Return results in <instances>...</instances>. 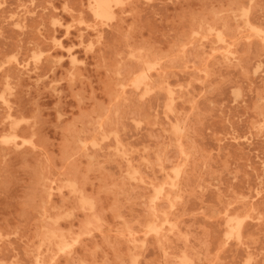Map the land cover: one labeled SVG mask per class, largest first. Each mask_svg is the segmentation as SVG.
I'll return each instance as SVG.
<instances>
[{
	"label": "rangeland",
	"instance_id": "obj_1",
	"mask_svg": "<svg viewBox=\"0 0 264 264\" xmlns=\"http://www.w3.org/2000/svg\"><path fill=\"white\" fill-rule=\"evenodd\" d=\"M0 264H264V0H0Z\"/></svg>",
	"mask_w": 264,
	"mask_h": 264
},
{
	"label": "bare ground",
	"instance_id": "obj_2",
	"mask_svg": "<svg viewBox=\"0 0 264 264\" xmlns=\"http://www.w3.org/2000/svg\"><path fill=\"white\" fill-rule=\"evenodd\" d=\"M107 7V6H106ZM96 8H97V11L98 12L97 14L98 15H104L105 13V5L103 3H97L96 4ZM96 10V9H95ZM108 10V9H107ZM92 48V47H91Z\"/></svg>",
	"mask_w": 264,
	"mask_h": 264
}]
</instances>
